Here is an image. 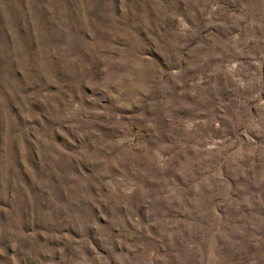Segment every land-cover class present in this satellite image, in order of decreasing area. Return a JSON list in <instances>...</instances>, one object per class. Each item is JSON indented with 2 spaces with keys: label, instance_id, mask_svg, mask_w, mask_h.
<instances>
[{
  "label": "rangeland",
  "instance_id": "obj_1",
  "mask_svg": "<svg viewBox=\"0 0 264 264\" xmlns=\"http://www.w3.org/2000/svg\"><path fill=\"white\" fill-rule=\"evenodd\" d=\"M0 264H264V0H0Z\"/></svg>",
  "mask_w": 264,
  "mask_h": 264
},
{
  "label": "trees",
  "instance_id": "obj_2",
  "mask_svg": "<svg viewBox=\"0 0 264 264\" xmlns=\"http://www.w3.org/2000/svg\"><path fill=\"white\" fill-rule=\"evenodd\" d=\"M21 10H22V5H21ZM24 19H25L24 14L23 13H19L14 19L15 24H19L20 25L21 23H23Z\"/></svg>",
  "mask_w": 264,
  "mask_h": 264
}]
</instances>
